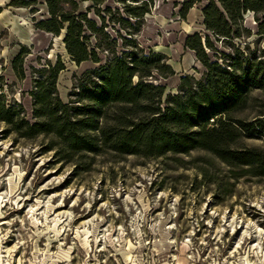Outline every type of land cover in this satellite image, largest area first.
<instances>
[{
  "label": "rangeland",
  "instance_id": "374dc122",
  "mask_svg": "<svg viewBox=\"0 0 264 264\" xmlns=\"http://www.w3.org/2000/svg\"><path fill=\"white\" fill-rule=\"evenodd\" d=\"M14 1L0 0V92L34 121L33 69L59 57L65 68L57 89L67 101L76 79L93 63L77 65L66 53L63 34L36 27L48 16L44 0H28L27 6ZM151 1L136 40L145 53L165 55L175 73L150 80L172 93L181 76L202 73L184 40L195 32L210 34L202 14L209 0H195L185 16L181 9L189 0ZM77 2L100 23L90 0ZM100 7L105 30L118 37L113 18L121 3L104 0ZM243 24L251 35L235 39V48L264 59V33L252 12H245ZM210 38L211 58L233 50L230 42ZM118 45L122 50L119 37ZM22 47L30 51L21 61L24 79L12 62ZM252 96L263 98L264 91L253 90ZM254 115L251 107L237 114ZM53 141L46 134L22 137L0 122V264H264V176L243 175L205 149L160 157L102 151L68 160L50 146ZM240 142L264 149L261 136Z\"/></svg>",
  "mask_w": 264,
  "mask_h": 264
},
{
  "label": "trees",
  "instance_id": "16d2710c",
  "mask_svg": "<svg viewBox=\"0 0 264 264\" xmlns=\"http://www.w3.org/2000/svg\"><path fill=\"white\" fill-rule=\"evenodd\" d=\"M90 1L99 24L79 10L77 0H44L48 16L36 23L39 30L55 37L63 34L66 53L77 65L86 60L93 63L76 79L69 99L63 101L58 93V74L65 66L57 57L55 64L32 70L29 94L34 121L26 119L19 103L7 104L0 92V122L22 137L52 136L50 146L68 160L102 151L160 157L205 149L230 168L242 170L243 175L264 176V149L240 142L245 136L264 137V97L252 96L253 90L264 91V59L254 52H242L233 42L251 35L243 24L245 12L253 13L258 32L264 33V0H209L204 5L203 26L210 34L195 32L184 40L200 62L202 73L199 78L181 76L172 93L166 92L163 83L150 80L175 73L165 55L145 53L136 40L152 1L130 0L139 3L133 4L117 0L121 7L115 9L117 17L113 19L125 32L122 35L117 29L122 50H118V37L105 30L100 9L104 0ZM193 2L184 3L183 16ZM13 4L27 6L29 1ZM90 34L94 42L89 40ZM210 35L230 42L233 50L215 52L211 58L207 53L214 49ZM29 52L22 47L12 60L20 79L25 78L22 57ZM249 107L255 109L251 119L237 116Z\"/></svg>",
  "mask_w": 264,
  "mask_h": 264
}]
</instances>
